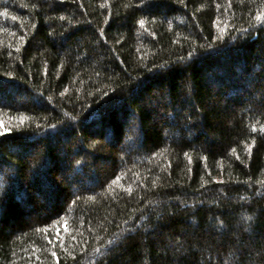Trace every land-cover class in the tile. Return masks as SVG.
<instances>
[{
	"label": "trees",
	"instance_id": "obj_1",
	"mask_svg": "<svg viewBox=\"0 0 264 264\" xmlns=\"http://www.w3.org/2000/svg\"><path fill=\"white\" fill-rule=\"evenodd\" d=\"M0 121V264H264V0H0Z\"/></svg>",
	"mask_w": 264,
	"mask_h": 264
},
{
	"label": "snow or ice",
	"instance_id": "obj_2",
	"mask_svg": "<svg viewBox=\"0 0 264 264\" xmlns=\"http://www.w3.org/2000/svg\"><path fill=\"white\" fill-rule=\"evenodd\" d=\"M7 13V9H5V14ZM13 19H16V17H12ZM259 18V17H258ZM141 24L144 23L143 20L140 21ZM189 55H192V53H189ZM23 122V119L22 121ZM0 127H3V121H0ZM256 129L253 128V131H255ZM12 131L11 128L9 127H3V130L0 131V138H3V139H7V134L10 133ZM132 131H135V129L133 128ZM254 143V142H253ZM252 145H249V150L251 149ZM12 177L8 174V172L4 171L3 167L0 166V191H2L5 187V184L7 182V180H11ZM115 182V181H114ZM219 183H222V182H219ZM222 223V222H221ZM66 227V225H65ZM56 238L59 239L60 238V235H59V230L57 231L56 233ZM51 243V240L49 241ZM53 256H56V253L53 252L52 253ZM57 259H59L57 257Z\"/></svg>",
	"mask_w": 264,
	"mask_h": 264
}]
</instances>
